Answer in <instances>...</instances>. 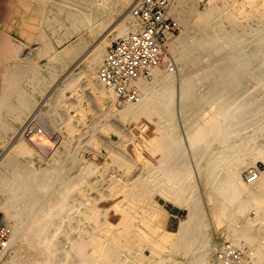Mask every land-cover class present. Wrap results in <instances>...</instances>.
<instances>
[{"label":"bare ground","instance_id":"1","mask_svg":"<svg viewBox=\"0 0 264 264\" xmlns=\"http://www.w3.org/2000/svg\"><path fill=\"white\" fill-rule=\"evenodd\" d=\"M3 1L6 0L0 2L4 3ZM39 1L43 3L33 5L31 12L26 13L32 17L35 14L40 15L39 24L36 23L37 27L27 24V28H33L36 33L34 36L39 35L42 38L45 31L40 27L44 24L50 28L49 31L52 29L57 32V43L67 40L58 49L47 42V38L44 39L43 47L39 45L36 48L38 55H47L44 64L35 62L34 66L27 63L17 66L15 63L14 68L11 65L12 69H5L8 64L3 66V61L10 58L15 61L19 59L17 53L20 49L7 41L11 40L7 32L0 33V65L3 78L0 79V140H5L8 132L12 135L14 133L13 143L4 149V154L0 156V208L6 210L7 216L4 219L11 223L9 243L0 253V264L21 261L22 242L28 244L26 251L30 250L29 256H32L36 264H141L135 259L139 245L147 242L150 239L147 237L150 235L149 230H154V227L151 228L154 225L148 224L150 222L145 216L146 212L138 205L141 192L145 191L144 188L148 185L146 178L150 181L157 172L162 173L164 180L166 177L173 180L172 190L167 186L171 185L170 182L167 187L164 186L167 191L170 189L172 194L183 193L191 187L186 183V178L192 174L185 169L184 163L177 164L174 159L175 162H166L177 150L175 145L180 144L177 142L179 138L176 139L171 133L169 138L161 141L160 146L164 148V152L159 158L152 157L151 154L148 157L145 155V169L141 173L134 171L132 174H122L115 169L106 172L103 174L104 187L95 196H91L87 189L93 187V184L85 182V177L96 167L92 164L79 166L74 154L73 157H68L65 148L54 151L43 166L34 165L35 152H38V149L46 151L44 147L50 142L46 136L49 131L43 133L40 127H35L36 130L29 129L32 115L27 116L25 111L15 112L16 104L36 103L35 95H28L23 88L20 89L19 80L38 79L35 87L40 95L48 88L46 94L42 95V100L36 103L34 113H39L43 103H56L58 100L54 97L74 85L80 73L75 67L83 65L91 90L102 101L112 100V105L115 99L96 78V67L104 58L105 46L109 44L108 36L111 33L114 37L123 36L135 26L126 8L127 0H51L53 3H47L50 0ZM240 1L237 2H244ZM249 2L251 6L252 0H248L247 4ZM211 5L202 10H195L189 5V11L175 7H171L169 11L183 27L169 44L170 52L180 71V90L178 89L177 97L179 100L177 99L176 105L183 115L185 131L188 132L186 135L189 134L190 137L189 147L192 149L193 145L197 152L194 153L197 158L193 160L198 163L196 171L203 177L209 200L215 203V215L212 213L214 219L216 218L220 225L226 224L227 231L228 226L231 231H239L236 232V235H239L237 239L254 237L253 232H259L264 226V170H261L259 177L251 183L239 181L238 174L243 166L252 161L254 154L261 155L264 161L263 139L255 148L247 149L246 153L241 154L244 148L249 146L250 139H255L250 130L256 127L264 115V4L251 6L250 9H242L241 5L231 12L225 11L224 8L223 14V9ZM215 9L220 10L219 14L214 12ZM187 11L188 15L185 14ZM2 13L4 19V10ZM116 13L118 15L115 17ZM72 36L73 39L69 40ZM31 55L28 52L26 56ZM204 57L207 58L206 63L203 62ZM190 67L195 68V74L189 75ZM45 68L47 76L42 77L40 71ZM27 69L30 70V75L25 74ZM150 74H153L151 82L147 81L146 77L137 80V99L123 101L119 115L128 118L131 125L139 131L151 125L154 131L157 129L155 132L159 136L169 134L172 130L170 121L174 120V116L171 120V108L175 105L174 79L170 71L164 73V69L153 68ZM248 90L249 93H246ZM241 93L248 95L242 96ZM143 133L131 136L129 143L134 141L138 147L142 145ZM123 144L121 143L125 146L128 142ZM122 146L111 147L110 158L114 160L116 157V163L121 161L118 151L122 150ZM196 166L194 165L195 168ZM73 168L80 172H74L73 176ZM159 182L161 180L156 183ZM148 191L149 189L145 192ZM249 207L255 209L252 212L254 216L247 214L241 219L239 214L248 213ZM195 208L192 205L193 212L179 224L173 234L176 238L172 236L175 241L170 242L173 244L167 243L171 247L169 252L158 255L154 264L208 263L209 253L211 250L213 252L215 246L208 237V241L204 239L205 243L202 241V246H199L201 239L207 236L204 229L206 224H197L195 219H199L201 213L197 212L196 217ZM237 216L240 222L238 220L239 225L236 224V227L233 222ZM61 224L69 226L65 236L69 245L67 248L59 246L54 238ZM152 231L151 234L154 233ZM224 236L226 239L228 235ZM151 240L149 246L159 243V240L155 243ZM163 243L162 240L161 244ZM254 246V263L264 261V242H256ZM159 247L164 249L166 246ZM180 249L183 250L184 256L176 258L175 252ZM8 253L10 255L5 258Z\"/></svg>","mask_w":264,"mask_h":264},{"label":"rangeland","instance_id":"2","mask_svg":"<svg viewBox=\"0 0 264 264\" xmlns=\"http://www.w3.org/2000/svg\"><path fill=\"white\" fill-rule=\"evenodd\" d=\"M0 1H2V0H0ZM170 1H171V7L172 8L173 7H175L176 9H182L183 8V10L187 9L188 11L190 10L189 5H191L192 6L191 8H193L195 10H202V9L206 8V6L208 7V6H212L211 4H214V5H217L216 7H218L220 10L223 9V11H221L222 14L227 10L229 12L236 11L237 8H239V6H241V5L243 6V7H241L242 9H244V8L250 9L251 6H255V5L259 6V4L260 5L264 4V0H252L251 6H250V2L247 4L248 0H244V2H242L241 4H239L241 2L240 0H237V1H240L239 3L236 0H234V1L233 0H231V1L230 0H184V1L183 0H181V1L180 0H170ZM5 2L4 3L0 2V8L3 7L0 9V28H1L0 33H6L7 32V35H9L11 37V40H7V41H9L10 44L17 46L18 49H20V50H18V53H17L19 59H16V61H15L13 58H10L9 60L3 61L4 62L3 66L8 64L7 67L5 66V69L10 70V69L14 68L13 66L15 63L17 64V66L18 65L24 66V65H26V63H27V65L32 64L34 66L35 62L37 64H40V63L44 64L47 61L48 57L46 54L38 55L36 53V50H37L36 48H38L39 45H40L39 47H43V44H44L46 38H47V40H46L47 42L49 41L58 49H60V47L63 46L67 42V40H63L62 43H57L56 42V38H58L57 32L56 31L54 32V30H52V29H51V31H49L50 28L44 26V24L41 25V27H40L41 29H43V31H45L43 36H42L43 40L39 35L37 37L34 36L36 33H35V30L33 32V30H32L33 28H31V29L27 28V24H30L33 26L36 25V27H37V24H39V20H40L41 16L35 14L32 17L31 14L26 15V13L31 12L33 5L34 6L36 4L39 5V4H42L43 2L41 3L39 0H27V1L26 0H20V2L17 0H8L7 1L8 4ZM192 2H193V4H191ZM47 3H53V1L50 0ZM222 3H224V5ZM225 4H227V5H225ZM244 5H247V6L244 7ZM10 6H11V8H10ZM27 6H30V7L27 8ZM232 6H233V8H232ZM262 6H264V5H262ZM171 7H170V9H171ZM16 8H17V10H15ZM224 8H225V11H224ZM229 8H231V9H229ZM2 9L5 12L3 15L4 19L2 17V14H3ZM219 9H215L214 12L216 14H219V12H220ZM24 11H26V12H24ZM188 11L185 14L188 15ZM118 13H120V12H118ZM118 13H116L115 17L118 15ZM35 18H36V21H34ZM182 28L183 27L181 25V29ZM181 29H180V31H181ZM36 31H37V29H36ZM45 33H47V34H45ZM105 33H104V35L108 34V33H106V34ZM30 35H32V36H30ZM110 35L108 36L109 43L112 40H114L115 38H117V37H114V35L112 33ZM26 36H27V38H24ZM38 38H40V39H38ZM72 39H73V36L71 38H69V40H72ZM28 52L32 54L31 57L26 56L28 54ZM49 53L50 52H48V54ZM102 60L103 59H101V62H102ZM206 60H207V58L204 57L203 62L205 61L204 63H206ZM173 61H174V70L170 71V73L172 74L173 79H174L173 89H175L173 91V93H175V95H173L174 96L173 102L175 105L173 104L174 106H172V108H171V110H172L171 120H172L173 116H174L173 117L174 120L170 121V123L172 125V130L170 131V133L169 134L164 133V134H161L160 136L158 134H156V132H155V131H157V129H155V131H154V128L151 125L147 126L146 129H142L139 131L138 129H136V127L131 125L130 120H128V118L125 119V118L121 117L119 115V111L122 108V102H117V101L113 100L114 101L113 104L110 105L112 103V100L102 101L101 99H99L98 96L96 95V93L93 90H91V87L87 83V78L85 77V73H84V68H85L84 65L80 66V67H77V66L75 67V70H77V72H80V73H79V77L76 79L74 85L72 87L65 89L62 94L59 93L58 97H56V96L54 97L56 101L58 100L56 102L57 105H56V103H53V102H51V103L45 102L40 106V108H39L40 112L39 113L35 112L37 115H35V113H34V109L36 108V105H37L36 103H38V102H40V100H42V97L46 94L48 88H45L46 91H43L44 94L40 95V94H38V90L35 87V85L38 82V79H36V80L32 79V81L29 79L19 80L20 89L23 88L24 92H26L28 95H31V94L35 95V97L34 96L33 97L36 98V103H34L35 106H34V104L31 105V103L16 104L15 108L17 110L15 112H17V111H23L24 112L25 111L24 112L25 114L28 113L27 116L32 115L33 118H31L32 119L31 120V127L29 129H32V128L35 129V127L36 128L40 127L42 129L43 133H44V131H47V132L51 131L52 132V133L50 132V134L48 132L49 135L46 134L47 132L45 133L46 136L48 137L47 140L48 141L50 140L51 143L48 142L47 146L44 147V148H46V151H44V149H38L39 151L35 152V157L33 159V161L35 163L34 165L43 166L46 163V161H48L50 159V157L54 154V151H56L58 148H65L64 150H65V153L68 155V157H70V156L73 157L72 154H74V159H76L77 164L79 166L82 167L85 164H92V165H94V167H96L93 172L86 174V177L84 176L85 182H88V183L91 182L93 184V187L92 186H91V188L88 187L87 193L91 196H95V194L100 192L102 190V188L104 187V184H105L104 181L105 180L103 179V174H105L106 172L112 171L114 169L118 170L122 174H125V173L126 174H132V173H134V171L135 172L138 171L141 173L145 169V166H144L145 163H143V162H144L146 157H148L150 154L152 155V157H155V158H159L160 156H162L161 154H163L164 148L162 146H160V143H161V141L164 142V140L169 138L170 134L172 133L175 135L176 139L179 138V139H181V141L178 139L177 142L180 144L175 145V149H177V150H175V153L173 152V155L170 157V159L166 160V162L172 163L175 160L177 164H179V163L183 164L184 163L185 169L188 171V173L190 172L189 174L193 175V176L191 175L190 177L186 178V183L189 184L191 187L187 188V190L184 191L183 193L172 194L171 193L172 191H170V189L172 190V188H173V185H172L173 180H171L167 177H166V180H164L165 176H163L162 173L159 174L157 172L155 177L153 178V180L150 179V181H148V179L146 178V183L148 182V185L145 183L147 187H145L144 190L147 191L149 189V191L148 192H145V191L141 192V195H140L141 198L139 197L140 201L138 200V202H140L141 204L138 203V205L140 207H142V208H140L141 210L143 209L142 211L146 212L147 215L145 214V216H147L146 218L150 222L148 224H150V226H151V224L154 225L151 227V228L154 227V230L152 231V229L150 228L151 229V230H149L150 235L148 234L149 236H147V237H150V239H152L151 241H154V243L158 242V240H159V243L161 244L162 240H163L164 243L161 245L163 247L164 246H166V247H164V249L162 247H159V246H161L159 243L158 244L156 243L158 246L156 244L149 246L151 244V242L149 243L150 239L147 241L148 244H147V242H142L139 245V250H138L139 252H137L136 257H135L136 261L138 263H141V264H154V261L157 260V257H159L158 255L165 254V253H163L165 251L169 252L171 247H169L167 243H169V245H172L173 242H172V244H170V242L175 241V240H172L173 237H174V239L176 238V236H174L173 234L176 232V229H178L179 224L184 222L189 217L190 212H193L192 205L194 208L196 207L195 208L196 213L194 212L195 216H196V214L201 213L200 214L201 216H199V219L197 216H196L197 218L195 217L197 224L202 223L201 225L206 224V226H207V227L206 226L204 227V229L206 231L205 234L207 236H206V238L203 237L201 239L199 246H202L203 242L205 241L204 239H206L207 241L209 239L210 242H212L215 246L214 247L215 249H213V252L211 250V252L209 253V261L207 264L210 263V261L213 258L216 250L218 249L219 245L224 240H234V241H242V242L245 241L248 245L251 246V248L254 251L255 250L254 245L256 242H259V241L264 242V228H263L264 226L262 227L263 229L261 228L259 232H257L256 230L253 232V234L255 235L254 237L251 236L248 238H244L241 236L242 238L239 237V239H237L236 237H238L239 235H236L237 234L236 232H239V231H236V230H235V232L233 230L231 231L230 230L231 227H229V226H228V229L230 231L229 230L227 231V228H226L227 225L226 224L221 223V225H220V223L216 222V218L214 219V217H215L214 216L215 215L214 214V211H215L214 204L215 203H214V201L209 200V195L206 192V185L203 181V177L200 175L199 171H196V169L198 170V168L196 166V165H198V163H195L196 161H193V160H196V158H197L194 156L195 155L194 153L196 152L195 147L192 145V149L194 147V149H193L194 151L191 149V147H189V146H191L190 145L191 142L189 139L190 137H189V134L186 135L188 132L186 133L187 130L185 131L184 118H183L182 113H180V110H178L179 109L178 105H176V104H178V100H179V98H177V97H179L178 92L180 90V83H178V82H180V71H179L178 65H177L174 57H173ZM20 62H22V63H20ZM100 63H99V65H100ZM11 65H12V68H11ZM99 65L96 67V74H97V70H98L97 68L99 67ZM159 69H164V73L166 71L169 72V70H167L166 68H163V67L159 68ZM27 70L29 72H27ZM27 70H26L25 74L27 73L28 75H30V73H31L30 70L29 69H27ZM46 70L47 69L45 68V69L40 71V75L41 76L43 75L42 77L47 76ZM188 72H189V75H193L192 73L195 74L196 70L194 67L193 68L190 67ZM157 75L159 76V74H157ZM0 76H1L0 79H3L2 78L1 65H0ZM96 78H97V75H96ZM146 79H147V81H150V82L153 81V74H150L149 76H147ZM29 86H34V87L29 88ZM33 88H35V89H33ZM249 91L250 90H248V92H246V91L245 92L249 93ZM246 93H243V94L241 93V94H242V96H245ZM246 95H248V94H246ZM40 96H41V99H40ZM96 96H97V98H96ZM54 98H53V100H54ZM56 98H58V99H56ZM174 113H175V115H174ZM39 114H40V116L41 115L42 116L40 117ZM34 115L36 116V118ZM46 123H48V124H46ZM181 124H183V125H181ZM48 126H49V128H48ZM255 126L256 127H254V129L250 130V132L253 133V136L255 137V139L254 138L250 139L251 141H250L249 146H246L244 148V150L241 152V154L246 153L247 149L255 148L260 143V141L262 139L264 140V115L261 117L260 121H258V123ZM51 127L53 129H51ZM173 127L174 128L177 127V128L174 129ZM253 130L254 131L256 130V131L254 132ZM141 132H144L142 135V138H141L143 143H142V145L139 146L140 147V149H139L138 145L135 144L136 142L133 141V143L132 142L129 143V138L131 136L134 137L138 133H141ZM174 132H176V133H174ZM10 134H11V132H8L6 134L5 140H3L4 142L2 140H0V156L2 154H4V152L8 148V146L13 143L12 140L14 139V136H13L14 133H13V135L12 134L10 135ZM10 136H12V137L10 138ZM183 136L185 137V139ZM8 139H10V140H8ZM7 140H8V142H7ZM127 142H128V144H126ZM182 142L184 145L182 144ZM121 143H122V145H124L123 143H125L126 147L122 146ZM48 144H49V146H48ZM62 145H63V147H62ZM119 145L122 146V147H120V149H122V150L125 149V150H123L124 153L122 150L118 151L119 155L121 156V161L119 160L120 162L118 161L116 163V161H114V160H118V159H116L115 156H114L115 157L114 160L112 158H110V151H111V147L114 146V148H117V147H119ZM179 148H181V149L179 150ZM133 149L134 150L136 149L135 152L132 151ZM138 149H139V151H142L144 149V151L139 152ZM71 150H72V152H70ZM42 152H43V154H42ZM145 155H147V156L145 157ZM196 156H197V154H196ZM252 157H253L252 161L250 163H248V165L243 166L242 170H240V172L238 174L239 181H241L243 183H251V182H247L244 178L246 172L249 169L256 168L259 170V172L261 170H264V161H263L262 156L257 153V154H254ZM111 159L113 161H111ZM184 159H186V160H184ZM44 160H45V162H44ZM122 161H124V162H122ZM128 161L131 163H129ZM129 164H130V166H129ZM141 165H142V167H141ZM194 165L196 166V168L194 167ZM79 166H78V168H79ZM126 166H128L129 169ZM75 169H76V167H75ZM75 169L73 168L72 174L74 172H76V174L78 173L79 170L76 171ZM139 169H141V170H139ZM138 172H136V173H138ZM74 174H73V176H74ZM99 175H100V177H99ZM160 180H161V182H159V184L156 183ZM169 182L171 185L168 184ZM152 184L154 187L153 186L151 187ZM166 185L170 186V189L168 191L165 189L167 187ZM156 186H157V188H156ZM158 186H160V187H158ZM164 186H166V187H164ZM250 206H252V205H250ZM253 207L248 208V210H247L248 213L243 214V215L239 214L240 218L243 219L244 217H242V216H246L247 214H249V216L250 215L254 216V214L252 212H254L255 209H253ZM0 216H1L0 220L2 222H4L9 227V230L11 232L10 221H6L4 219V217L6 218V216H7L6 210L0 208ZM240 218L238 217V218L234 219L233 224L235 226L237 223L240 222ZM238 220H239V222H238ZM215 222H216V224H215ZM195 224H196V222H195ZM61 225H62V227H61ZM61 225L59 226L60 227L59 231L56 233V235L54 237L56 240L55 242L58 241L57 244H59V246H61L62 248H67L69 245H68V240H66L65 236L67 235V232L69 231V226H67L66 224H65L66 226L64 224H61ZM216 225H219V226H216ZM237 225H239V224H237ZM237 230H238V228H237ZM151 231H152V233L153 232L154 233L151 234ZM224 235H226V236L228 235L227 236L228 238L226 237V239H225ZM207 237H208V239H207ZM170 238H171V240L169 241ZM166 239L169 242H167ZM201 242H202V244H201ZM144 243L147 245H145ZM27 246H28V244H26L25 242H22V244L20 245V251L22 253L21 261L18 260L16 263L14 262L12 264H36L35 260L32 258V256H29L31 253L30 250L28 252L26 251ZM160 250H163V251L161 252ZM175 253H176L175 254L176 258H183V256H184L182 249L177 250ZM9 255L10 254L8 253L4 257L6 258ZM253 264H264V261L259 260V262L254 263V259H253Z\"/></svg>","mask_w":264,"mask_h":264},{"label":"built area","instance_id":"3","mask_svg":"<svg viewBox=\"0 0 264 264\" xmlns=\"http://www.w3.org/2000/svg\"><path fill=\"white\" fill-rule=\"evenodd\" d=\"M170 0H127V9L135 26L127 34L112 40L97 70L99 83L115 101L136 100L137 80L149 76L153 68L174 70L169 49L181 26L170 14ZM259 170L249 169L244 178L253 182ZM9 227L0 220V253L9 243ZM254 251L245 241L224 240L209 264H253Z\"/></svg>","mask_w":264,"mask_h":264}]
</instances>
